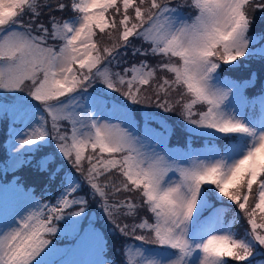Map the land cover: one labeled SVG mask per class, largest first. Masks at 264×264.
<instances>
[{
  "label": "snow or ice",
  "instance_id": "1",
  "mask_svg": "<svg viewBox=\"0 0 264 264\" xmlns=\"http://www.w3.org/2000/svg\"><path fill=\"white\" fill-rule=\"evenodd\" d=\"M250 12L264 24V0H0L12 167L49 147L41 171L61 161L54 198L0 185V264H264L250 259L264 256V86L250 100L256 72L224 75L247 67L242 57L264 61ZM170 120L186 149L169 146ZM105 235L123 238L120 260L104 258ZM66 237L75 243H54Z\"/></svg>",
  "mask_w": 264,
  "mask_h": 264
},
{
  "label": "trees",
  "instance_id": "2",
  "mask_svg": "<svg viewBox=\"0 0 264 264\" xmlns=\"http://www.w3.org/2000/svg\"><path fill=\"white\" fill-rule=\"evenodd\" d=\"M69 3V0H50V3L52 5H56L58 3ZM174 2H179V0H174ZM184 10H189L185 8ZM49 15H56L58 18L65 19L70 18L72 16V13L68 12L67 10L64 13L60 12H45L44 13V20L47 21V17ZM262 28H264V24L257 18V20H254L252 25V32H259ZM251 32V33H252ZM261 45L264 44V41L259 42ZM258 44V43H257ZM256 44V45H257ZM139 58H136L135 61L131 57V54H129L128 61L129 63L132 62H138ZM247 61L248 66L247 67H241L233 72H225L224 75L231 77L236 80H245L246 78H249L252 72H256V84L255 88H249L248 92L250 91L254 92L257 91L260 94L262 84L264 82V61H261L259 58H253L252 60H248L247 57H242L240 60L237 61V63H243ZM150 63H154L153 60L149 61ZM222 67H230L229 65H223ZM251 94V93H250ZM118 95V94H117ZM138 107V106H134ZM199 107V106H198ZM154 111H160L159 109H152ZM166 115L170 117H174L175 120H179V117L175 113H167ZM172 123L175 127V132L172 136V138L169 140V144L172 146H181V147H187V135L181 132L179 126H176L174 124L173 120L169 121ZM2 128H0V179L6 183V182H19L25 186V188H30L33 190L34 193H36L37 197L40 199H50L54 198L57 195V185L59 183V178L56 180H52L49 177V172L56 166V164L61 163L59 157L56 158L55 163H49L48 164V171H41L40 169V161L42 157H44L49 152H53L54 148H45L42 151L28 157L30 160V163L23 164L22 167L17 169L16 171H11L8 169L6 172L4 171L5 165L8 163V151L5 146V137L9 135V126L7 121H1ZM155 125L157 128H159V125ZM219 136L223 137L224 134H218ZM207 141L204 138H193L192 146H199L204 147ZM217 146L223 145V140H217L215 142ZM99 152V149H97V153ZM91 153V149H88V152L85 153V155H88ZM107 154H105L106 156ZM65 163V167H67V162ZM117 181H119V177L117 176L115 178ZM7 184V183H6ZM256 186H253V192L255 193ZM132 195V198L134 201L138 202V195L137 194H128V193H120L119 198L123 199L124 197ZM110 202H112L110 200ZM215 206H219V203L215 200L212 201ZM250 205L253 203V198L250 197L249 200ZM90 209L95 208V203L90 201L89 204ZM98 211V210H97ZM236 211V209L233 207L229 212L226 213V221H231L233 213ZM141 215H149L147 213L141 212ZM241 220L239 224L235 225V229L237 232L243 233V231L248 228L247 220L246 218H243V214H241ZM63 222H61L62 224ZM240 225L242 228L240 229ZM85 225H82V227H85ZM96 227L101 231L105 232V229L100 226L99 223L96 224ZM59 236V234H57ZM105 241H106V248H105V255L108 260L115 261L120 260L122 257L116 253V248L119 247L123 243V238H113L112 236L105 235ZM74 239L70 237H66L63 239L55 240L54 243L57 244L58 247H70L74 243ZM139 241H136L135 243H138ZM141 243V242H140ZM151 246L152 245H146ZM252 260H264V256L261 257H253L250 258ZM231 264H238V262H231ZM243 264H248V262H243Z\"/></svg>",
  "mask_w": 264,
  "mask_h": 264
},
{
  "label": "rangeland",
  "instance_id": "3",
  "mask_svg": "<svg viewBox=\"0 0 264 264\" xmlns=\"http://www.w3.org/2000/svg\"><path fill=\"white\" fill-rule=\"evenodd\" d=\"M182 11H184L186 14H188V13H190V9L187 11V10H184V9H182ZM250 14V16H252L253 18H254V20H257V18L260 16V13L259 12H250L249 13ZM252 33L250 32V35H251ZM261 46H264V44L263 45H261L260 43H258L257 45H255L254 47H256V48H259V47H261ZM252 48H253V46L252 45H250V50H252ZM229 78H231V77H229ZM231 79H233V78H231ZM246 79H248V78H246ZM233 80H235V79H233ZM256 86L254 85L253 87H251V88H255ZM250 88V87H249ZM247 90V88L244 90V93H245V91ZM89 91H92V89H89ZM250 93H251V95H252V97L254 98L256 95H259V93L257 92V91H254V92H252V91H250ZM64 99H67L66 97L64 98ZM252 98L250 97V100H251ZM246 111L247 112H251L252 110L249 108V109H246ZM170 123V122H169ZM152 127H154V128H156L157 130H160L159 128H157L155 125L153 126V125H151ZM0 128H2V125H1V121H0ZM1 138V137H0ZM172 138V137H171ZM170 138V139H171ZM170 142V141H169ZM8 146H7V148L9 147V142H8V144H7ZM169 146L170 147H178V148H180L179 146H172L171 144H169ZM217 147H222V146H217ZM181 149H183V148H181ZM194 149H196V148H194ZM198 149H202V148H198ZM9 156V155H8ZM8 163H7V165H8V169H10L11 171H16L17 169H19L20 167H22L21 165H17L16 167H12V159H8V161H7ZM7 184H13V183H18L19 185H21L25 190H31L32 192H33V190L32 189H30V188H25V186L23 185V184H21V183H19V182H15V181H11V182H6ZM6 183H4L1 179H0V185H4V184H6ZM33 194L37 197V195H36V193H34L33 192ZM38 198V197H37ZM13 199V197L11 196V194L9 195V200L11 201ZM225 222L227 223V222H230V221H226V218H225ZM240 229L242 228V226L240 225V227H239ZM140 245V244H139ZM145 247H147V246H145ZM150 247V246H149ZM106 248V247H105ZM104 258L105 259H107V257L105 256V254H104Z\"/></svg>",
  "mask_w": 264,
  "mask_h": 264
}]
</instances>
